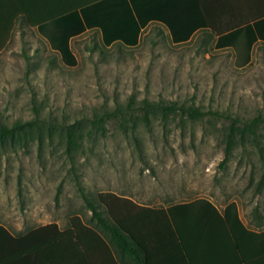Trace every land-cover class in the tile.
Instances as JSON below:
<instances>
[{
    "label": "rangeland",
    "instance_id": "obj_1",
    "mask_svg": "<svg viewBox=\"0 0 264 264\" xmlns=\"http://www.w3.org/2000/svg\"><path fill=\"white\" fill-rule=\"evenodd\" d=\"M71 50L76 65L67 67L33 28L17 24L0 52V123L33 120L37 110L44 126L40 137L0 148V225L9 233L64 229L73 216L88 223L78 187L88 198L110 192L156 208L236 202L245 221L255 206L264 210V47L235 69L230 50L198 36L175 46L150 26L134 48L104 49L87 33ZM173 103L206 115L163 114ZM230 120L253 127L236 133L221 166ZM75 123L82 138L73 151L60 130Z\"/></svg>",
    "mask_w": 264,
    "mask_h": 264
},
{
    "label": "trees",
    "instance_id": "obj_2",
    "mask_svg": "<svg viewBox=\"0 0 264 264\" xmlns=\"http://www.w3.org/2000/svg\"><path fill=\"white\" fill-rule=\"evenodd\" d=\"M99 1L0 0V52L7 46L17 24L33 28L67 67L76 65L70 41L85 31L97 30L104 49L115 44L134 48L139 43L142 31L150 23L162 26L167 31L170 43L175 46L188 43L196 31L209 32V35L203 36L202 42L205 45L212 43L214 51L230 50L235 69L250 64L255 45L264 47V16L246 24L214 27L211 16H208L199 0L190 1L197 8V13L196 18L186 23L169 15L167 0H122V21L120 25L113 26L104 24V18L97 17L94 7H90ZM118 28H122V32L116 33ZM147 106L145 103V119ZM160 109L163 114L179 113L191 120L202 119L206 115L193 105L186 107L173 103ZM34 111L33 120L11 125L0 123V148L24 145L28 139L40 137L38 133L44 126L37 110ZM101 122L102 118H98L94 126L99 128ZM252 127L253 122L240 128L238 121L230 120L221 166L233 150L236 133H247ZM60 133L67 149L74 151L80 147L82 134L78 124L66 125ZM260 182H264V173ZM77 189L90 212L88 223L73 216L68 219L64 229L52 223L16 236L0 225V264H104V260L110 257L114 258L115 264L122 263L125 257L137 264L145 256L143 241L149 238L153 230L163 225L173 229L180 224H189L191 220L195 221V216L205 212L211 220L214 218L213 223L221 225L228 234L237 255L236 264H264V247L261 245L264 231L247 229L239 219L234 202L224 206L220 213L205 198L156 208L138 205L110 192L88 198L80 187ZM252 239L256 247L248 249L247 245H254Z\"/></svg>",
    "mask_w": 264,
    "mask_h": 264
},
{
    "label": "crops",
    "instance_id": "obj_3",
    "mask_svg": "<svg viewBox=\"0 0 264 264\" xmlns=\"http://www.w3.org/2000/svg\"><path fill=\"white\" fill-rule=\"evenodd\" d=\"M167 1L168 13L171 17L181 19L182 23L190 22L193 17L196 18L195 12L197 13V8L192 5L191 0ZM199 1L203 8L207 10L208 16H211V23L214 27L228 24H246L264 16V0ZM123 4L122 0H100L90 7H94V13L97 17L104 18V24L116 26L120 25L122 21ZM150 26L158 27L159 30L164 31L167 35V31L162 26L150 23L142 31L140 39L144 31ZM120 32H122V28H118L116 33ZM87 33L95 34L100 40V33L97 30L85 31L78 37ZM207 34L209 35L210 33L207 31H196L188 43L197 36L203 40V36ZM234 203L237 206L239 219L247 229L255 232L264 231V210H260L255 206L245 221L240 214L237 203ZM216 209L219 213L223 210V208L219 209L217 207ZM213 221H215L214 218L211 220L205 212V214L202 213L200 216H195V221L191 220L189 224H180L179 226H174L173 229L163 225L153 230V233L149 236L152 239L147 238V240L143 241V246L146 248L145 256H142L137 264H236L237 255L228 234L221 225L213 223ZM253 241L252 239L254 244ZM254 245H247V248L256 247V243ZM261 245L264 247V242ZM113 259V257L106 258L103 263L115 264ZM117 264L134 263L125 257L122 263Z\"/></svg>",
    "mask_w": 264,
    "mask_h": 264
}]
</instances>
